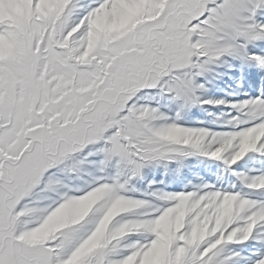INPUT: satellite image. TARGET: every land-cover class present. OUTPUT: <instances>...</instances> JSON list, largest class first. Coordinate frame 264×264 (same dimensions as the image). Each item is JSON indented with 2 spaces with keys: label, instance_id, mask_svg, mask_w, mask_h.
<instances>
[{
  "label": "snow or ice",
  "instance_id": "6c2138e0",
  "mask_svg": "<svg viewBox=\"0 0 264 264\" xmlns=\"http://www.w3.org/2000/svg\"><path fill=\"white\" fill-rule=\"evenodd\" d=\"M235 60L264 0H0V264H264V78L204 98Z\"/></svg>",
  "mask_w": 264,
  "mask_h": 264
},
{
  "label": "rangeland",
  "instance_id": "374dc122",
  "mask_svg": "<svg viewBox=\"0 0 264 264\" xmlns=\"http://www.w3.org/2000/svg\"><path fill=\"white\" fill-rule=\"evenodd\" d=\"M259 51V49H256ZM234 65V69L229 71L228 69L221 68L220 71L226 73L219 80L213 82L205 93V99H240L245 98V93L252 95L255 93L256 88L259 86V81L264 78V72H261L255 66H244L241 68V62L238 60L231 61ZM237 81L240 83L237 84ZM237 95L233 96V93ZM161 104H167L166 100H161ZM220 111H227V109H216L210 105H205L203 108H192L185 116L183 122L195 123L197 120L210 121L214 115ZM212 113L213 115H209ZM247 159V158H246ZM243 164V162H241ZM188 168L179 176L166 172L163 166L152 167L149 166L144 170V176L142 179L136 181V186L144 189L155 181L154 188H161L169 191H179L191 187L192 184L197 182V177L194 174L202 176L209 182H214L215 177L211 176L205 171L208 167L206 164L199 163L195 158L188 162ZM172 167H175L174 165ZM215 167V165H212Z\"/></svg>",
  "mask_w": 264,
  "mask_h": 264
}]
</instances>
